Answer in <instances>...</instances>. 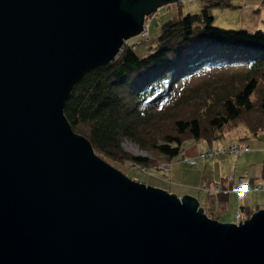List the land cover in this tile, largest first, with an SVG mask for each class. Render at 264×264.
<instances>
[{
  "label": "water",
  "instance_id": "water-1",
  "mask_svg": "<svg viewBox=\"0 0 264 264\" xmlns=\"http://www.w3.org/2000/svg\"><path fill=\"white\" fill-rule=\"evenodd\" d=\"M178 0H0V264H264V208L210 217L75 133L74 83Z\"/></svg>",
  "mask_w": 264,
  "mask_h": 264
},
{
  "label": "trees",
  "instance_id": "trees-1",
  "mask_svg": "<svg viewBox=\"0 0 264 264\" xmlns=\"http://www.w3.org/2000/svg\"><path fill=\"white\" fill-rule=\"evenodd\" d=\"M218 4L222 2L208 3L198 13L177 15L166 21L150 52L144 56L137 55L124 43L114 60L86 71L74 83L63 111L72 130L90 141L96 155L115 168L122 160L151 163L148 157L129 154L122 147V141L129 139L141 149L172 158L181 152L186 137H206L210 141L221 137L228 130L223 131L226 124L239 118L243 111L253 109L251 96L258 85L257 77L264 76V31L215 26L209 9ZM223 66L244 68L242 74L248 79L237 91H229L225 96L220 93L221 88L213 89L223 106L210 117L213 133L209 134L199 118L192 116L178 119L174 132L163 133L159 140L152 138L148 128L155 117L168 114L167 108L178 104L183 94L185 88L179 89L178 97L170 104H160L167 100L177 82L199 71ZM184 98L185 95L181 102ZM260 104L264 110V95ZM246 126L256 135L264 130V123L259 125L258 121H248ZM226 199L227 193L207 192L206 199L199 202L210 217H215L221 215ZM240 207L246 210L245 216L255 210ZM213 212L214 215L209 214Z\"/></svg>",
  "mask_w": 264,
  "mask_h": 264
},
{
  "label": "rangeland",
  "instance_id": "rangeland-1",
  "mask_svg": "<svg viewBox=\"0 0 264 264\" xmlns=\"http://www.w3.org/2000/svg\"><path fill=\"white\" fill-rule=\"evenodd\" d=\"M221 2V5H212L209 9L215 26L232 30L264 31V0H178L159 7L155 13L147 16V34L129 39L126 45L131 46L137 55L144 56L150 52L166 21L177 15L198 13L208 3ZM243 69L240 66L217 67L204 72L199 71L200 74L197 72L191 77L178 81L167 100H162L160 104L162 106L170 104L178 97V91L182 88H185L182 94L185 98L181 102L180 95L178 104H174L176 106L172 104L167 108L168 114L155 117L148 128L151 137L159 140L163 133L174 132L178 119L192 116L199 118L209 134L213 133L214 129L211 128L209 120L217 110H221L222 101L218 100L221 97L212 91L221 88L222 96L229 91L231 93L235 89L237 91L248 79L242 74ZM257 79L258 85L251 96L253 109L243 111L239 118L226 124L223 131L228 130L221 137L213 138L211 141L206 137L200 139L186 137L181 152L172 158H165L154 150L141 149L135 142L124 139L121 145L129 154L146 156L152 164H137L131 160H122L116 163V168L133 180L162 188L178 197L188 194L197 197L200 202L204 201L207 192L210 189L212 191L217 185L228 188L239 181L254 183L264 179L262 175L264 130L256 135L246 126L248 121H258L259 125L264 123V110L260 104L264 95V76H258ZM190 88L196 91L187 92L186 90ZM212 93L214 96H211ZM242 143L249 145L248 151L238 154L227 151L231 145ZM212 147L219 148V155L213 157L198 155L200 151ZM186 159H194L195 163L190 164ZM224 193H227V199L224 208L221 209V215L212 217L222 222H234V214L239 206L255 210L264 208V188L249 190L242 197L231 190ZM242 210L245 213L246 210ZM214 212L209 214L214 215Z\"/></svg>",
  "mask_w": 264,
  "mask_h": 264
},
{
  "label": "built area",
  "instance_id": "built-area-1",
  "mask_svg": "<svg viewBox=\"0 0 264 264\" xmlns=\"http://www.w3.org/2000/svg\"><path fill=\"white\" fill-rule=\"evenodd\" d=\"M148 30H147V23L146 21H144L143 23V28L141 33L139 34V36L143 37L145 34H147ZM249 145L247 144H233L231 145L227 151L229 153H241L243 151H248L249 150ZM222 152H224V150H221ZM200 157H213L215 155H219V148H210L209 150H202L199 152L198 154ZM186 161L190 164L195 163L194 159H186ZM264 188V179L260 180V181H256L254 183H247L244 181H239L236 183H233L230 187H224L222 185H217L215 186L212 191L211 189L208 191L211 195H217L220 192H227L229 190L235 192L238 194L239 197H242L247 191L249 190H259ZM245 218H247V216L244 215L242 208L239 206L238 209L235 211L234 214V222L239 223V221H243Z\"/></svg>",
  "mask_w": 264,
  "mask_h": 264
}]
</instances>
